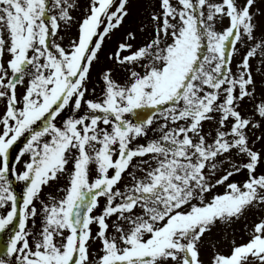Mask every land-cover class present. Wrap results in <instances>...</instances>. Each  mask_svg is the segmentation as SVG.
<instances>
[{
	"label": "snow or ice",
	"instance_id": "snow-or-ice-1",
	"mask_svg": "<svg viewBox=\"0 0 264 264\" xmlns=\"http://www.w3.org/2000/svg\"><path fill=\"white\" fill-rule=\"evenodd\" d=\"M133 2L0 0V264H205L213 229L264 212V71L257 102L251 63L264 66V9L143 0L97 95L93 69ZM53 183L61 195L44 193ZM245 229L226 252L210 245V264H264V215Z\"/></svg>",
	"mask_w": 264,
	"mask_h": 264
},
{
	"label": "rangeland",
	"instance_id": "rangeland-1",
	"mask_svg": "<svg viewBox=\"0 0 264 264\" xmlns=\"http://www.w3.org/2000/svg\"><path fill=\"white\" fill-rule=\"evenodd\" d=\"M82 4H86L87 0H80ZM133 11L132 15L126 20L125 25L123 28H121L119 31H117L111 40L106 41V45L104 47V51L101 53V59L98 64H96L95 68L93 69L92 72V81H93V86L96 88V92H100V89L102 88V82L98 78V73L105 67L112 66L111 61L107 60V54L110 53L115 49L116 43L118 40L122 39L124 36V33L128 29L136 28L139 21L141 19H144L146 16V11L145 7L143 4V0H134L133 2ZM256 8H262L264 9V2L262 0H257ZM82 14L81 12L76 13V15ZM257 22L260 25V29L257 31L256 36H257V41L260 40L261 35L264 34V15H258L257 16ZM227 21H225V24ZM76 33V28L73 27L72 31L70 33H66L64 31L60 32L61 36H64L65 39L63 41L64 44L68 43V36L75 35ZM144 39V35L142 33H137V42H140ZM242 50V49H241ZM240 55H236L234 60H233V66L235 68V64L239 61ZM252 66H253V73L256 77L257 80V102L261 99V87H260V81H261V73H257L255 70L257 68H261L262 71H264V66L261 65L260 59L255 58L251 61ZM115 77L118 80H122L124 78V73L121 71L117 70L114 73ZM253 108V105L251 102L246 101L244 105V110L246 112H250ZM208 127V125H205ZM154 133H149V135H153ZM159 133H155V135H158ZM260 134V131L257 130V135ZM255 139V137H253ZM143 142V141H141ZM261 147L260 144H257V148L259 149ZM246 176V173H242L241 175H238L234 177V179L237 180H243ZM124 182H127L126 180ZM60 184L64 183L63 178H61V181L59 182ZM19 187L18 190L20 193H22L24 184L23 182L20 183L18 182ZM57 184L53 183L51 187H45L44 193H52L53 195L59 196L61 193L57 192ZM21 190V191H20ZM101 202L103 203V198H101ZM264 215V212H258L257 210L253 209L251 212L247 214V221H245L243 218L239 221H237L235 224H233L230 228L227 230H224L222 227L221 228H216L213 229L211 233H209L205 237L206 241V246L203 254V259L205 261V264H210V257L213 252V248L210 246L212 244H215L221 251H228L230 247V242L233 238L237 240V242H241V239H247V234H246V229H245V224L247 223L248 226H251V223L255 220L258 219L259 216Z\"/></svg>",
	"mask_w": 264,
	"mask_h": 264
},
{
	"label": "flooded vegetation",
	"instance_id": "flooded-vegetation-1",
	"mask_svg": "<svg viewBox=\"0 0 264 264\" xmlns=\"http://www.w3.org/2000/svg\"><path fill=\"white\" fill-rule=\"evenodd\" d=\"M3 111H4V105H3L2 102H0V113H2ZM72 114H73V113H71V112H69V111H66V112L63 113L62 115H63V118L66 119L69 115H72ZM57 123H58V124H61V126H62V120H61L60 117L57 118ZM22 145H23V138H21V141H18L17 145L15 146V150H14L13 152H10V160L12 159V157H13L14 155H16V154L19 152V149L22 147ZM13 163H15V161H13ZM16 167H17L18 170L22 169V167H23L22 162L16 164ZM10 178H11L12 181H13V188H14V190H15L16 193L19 195V194H20V192H19V190H18V187H19L18 182H19V181H16L15 178H14V176H10ZM20 183H22V182H20ZM44 189H45V188H44ZM20 191H21V190H20ZM7 235H8L7 232H6V233H0V241H4V240H6ZM2 247H3V245H2V243H0V248H2Z\"/></svg>",
	"mask_w": 264,
	"mask_h": 264
},
{
	"label": "water",
	"instance_id": "water-1",
	"mask_svg": "<svg viewBox=\"0 0 264 264\" xmlns=\"http://www.w3.org/2000/svg\"><path fill=\"white\" fill-rule=\"evenodd\" d=\"M0 252H2V251H0Z\"/></svg>",
	"mask_w": 264,
	"mask_h": 264
}]
</instances>
